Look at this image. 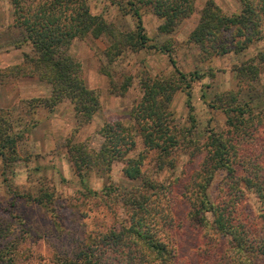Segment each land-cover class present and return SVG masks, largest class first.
Wrapping results in <instances>:
<instances>
[{"label":"trees","instance_id":"trees-1","mask_svg":"<svg viewBox=\"0 0 264 264\" xmlns=\"http://www.w3.org/2000/svg\"><path fill=\"white\" fill-rule=\"evenodd\" d=\"M8 1L14 7V26L24 30V43H28L33 54L25 53L22 63L7 68V72L13 77H36L52 86L50 98L31 100L34 106L53 110L68 100L81 122L89 123L100 108V93L88 86L82 63L70 55L73 41L88 36L94 39L107 37L110 44L106 55L110 63L128 49L136 52L155 49L157 46L150 44L146 34L143 12H152L163 21L160 30L171 33L194 12L196 0L111 2L134 20L132 31H122L102 15L94 14L90 0ZM241 3L242 13L233 16L225 15L213 2L206 5L202 19L191 35L204 60L228 52L241 53L255 38L264 37V0H241ZM224 36L231 41L225 40ZM160 50L168 52L169 48ZM255 61L264 63V54L236 66L239 85L241 89L243 85V89L220 94L212 107L225 113V129L212 130L202 144L196 138V125L186 133L174 127L170 105L182 90L187 91L189 107H192L190 90L197 78L176 69V76L169 79L146 77L142 80L144 94L132 111L134 125L107 124L103 130L106 143L102 151L71 145V156L77 162L80 176L94 166L106 172L103 169L112 160L125 159V176L131 181H142L128 195L121 196L128 217L126 224L98 235L87 249L70 260L71 264H182L173 236L174 186L148 177L144 169L151 152L157 154L159 170L168 166L175 168L172 155L176 151L192 155L206 152L198 173L190 182L192 190H189L188 198L189 215L202 230L197 247L201 264H210L209 260H214L213 264H264V160L258 162L253 158L257 152L254 148L259 143H248L260 139L258 132L264 134V108L257 112L250 104H242L238 99L239 93L251 83L247 81L254 80L259 73ZM124 84L118 88L112 81L114 93L125 94L131 82L127 79ZM19 136L14 132L9 115L0 110V155L5 162L18 160ZM137 137L143 139L146 153L131 158L129 154L137 147ZM261 139L264 144V136ZM219 173L226 175V182L221 187V200L213 201L209 189ZM113 192L109 187L105 195L110 197ZM249 194H253L258 202L254 213H245L242 208V202ZM45 196L40 194L34 200L39 205H46V200L51 201V197ZM222 244V255L213 252ZM17 257L10 250L0 249L1 263L19 264Z\"/></svg>","mask_w":264,"mask_h":264},{"label":"rangeland","instance_id":"rangeland-1","mask_svg":"<svg viewBox=\"0 0 264 264\" xmlns=\"http://www.w3.org/2000/svg\"><path fill=\"white\" fill-rule=\"evenodd\" d=\"M113 1L118 4L123 0H90L92 12L122 31L134 30V20ZM209 2L228 16L243 11L241 0H196L194 12L171 33L160 30L163 21L156 15L143 12L146 34L150 44L157 48L138 52L128 49L113 63L106 55L110 44L107 37L75 39L69 53L82 63L88 86L100 93L99 110L89 123H83L68 100L53 110L33 105L31 100L50 98V84L38 79L43 84L33 91L32 79L36 77H13L7 72V68L22 63L25 53L33 54V51L24 43V30L14 26L13 4L0 0V110L9 115L14 132L20 134L18 160L5 162L0 155V249L16 253L19 264H71L70 260L87 249L98 235L126 224L128 217L121 196L128 195L142 181H131L125 176V159L112 160L105 165L106 172L94 166L80 176L70 147L78 144L100 152L105 148L103 130L107 124L121 122L133 126L132 111L143 97L144 78L169 79L176 76V69L189 77L197 76L190 90L192 107L187 91L182 90L170 105L174 127L186 133L196 125V138L201 144L212 130L225 129V113L212 106L220 94L243 89L236 66L264 54V37L255 38L241 53L228 52L204 60L191 35ZM162 47H168L169 51H161ZM255 64L259 73L254 80L247 81L251 83L239 93L238 99L258 112L264 108V63L255 61ZM127 79L131 82L127 92L115 94L112 81L121 88ZM27 93L32 95L27 97ZM257 135L260 139L264 136L259 132ZM260 139L248 141L259 143L253 157L258 162L264 160V144ZM145 153L144 141L137 137V147L129 157L137 158ZM205 155V151L200 155L176 151L172 155L176 167L168 166L164 170L158 169L156 153L151 152L145 160L148 177L174 186L173 236L182 264H201L197 247L202 230L189 215L188 198L192 190L190 182ZM225 182L226 175L217 174L209 189L213 201L221 200ZM109 187L114 192L107 197L105 192ZM40 194L44 198L45 194L50 195L51 201L39 205L34 199ZM242 203L245 213H254L258 207L253 194ZM222 245L213 252L222 255ZM209 261L213 264L214 260ZM7 263L0 260V264Z\"/></svg>","mask_w":264,"mask_h":264},{"label":"crops","instance_id":"crops-1","mask_svg":"<svg viewBox=\"0 0 264 264\" xmlns=\"http://www.w3.org/2000/svg\"><path fill=\"white\" fill-rule=\"evenodd\" d=\"M32 81H33V86H31V89H33V91H34L35 89H39V87L43 84V83H41V82H38V78H33ZM43 87H44V86H43ZM31 95H32V94L27 93L25 96L29 97V96H31Z\"/></svg>","mask_w":264,"mask_h":264}]
</instances>
